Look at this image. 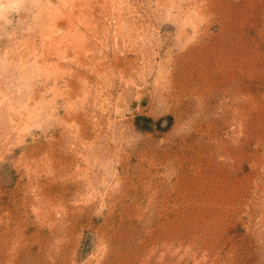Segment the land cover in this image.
Here are the masks:
<instances>
[{
  "label": "rangeland",
  "instance_id": "1",
  "mask_svg": "<svg viewBox=\"0 0 264 264\" xmlns=\"http://www.w3.org/2000/svg\"><path fill=\"white\" fill-rule=\"evenodd\" d=\"M0 264H264V0H0Z\"/></svg>",
  "mask_w": 264,
  "mask_h": 264
}]
</instances>
